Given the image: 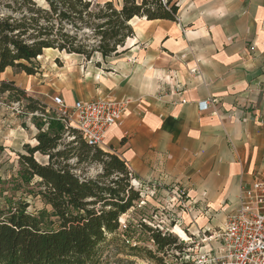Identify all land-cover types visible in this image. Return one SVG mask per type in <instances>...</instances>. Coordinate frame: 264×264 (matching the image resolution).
<instances>
[{"label": "crops", "instance_id": "obj_1", "mask_svg": "<svg viewBox=\"0 0 264 264\" xmlns=\"http://www.w3.org/2000/svg\"><path fill=\"white\" fill-rule=\"evenodd\" d=\"M173 2L174 21L133 18V36L116 56L86 61L57 52L74 65L43 71L42 55L35 76L4 73H16L9 82L47 110L56 100L67 107L127 102L100 150L155 188L144 208L165 206L166 221L190 231L215 229L237 209L244 189L264 181V0ZM208 100L207 109L198 107ZM29 132L36 144L38 130ZM26 136L5 145L22 154Z\"/></svg>", "mask_w": 264, "mask_h": 264}, {"label": "trees", "instance_id": "obj_2", "mask_svg": "<svg viewBox=\"0 0 264 264\" xmlns=\"http://www.w3.org/2000/svg\"><path fill=\"white\" fill-rule=\"evenodd\" d=\"M177 11L173 0H0V74L10 68L35 76L37 59L46 51L86 61L96 54L102 59L116 56L133 36V18L174 21ZM5 94L25 103L27 113L44 114L45 107L13 82L0 83V96ZM34 126L36 145H25L24 154H17L19 171L13 182L21 186L36 179V195L51 212L33 215L23 202L0 206V264H103L101 246L118 233L120 217L140 198L130 184V172L116 155L87 146L76 131L65 143L58 120H50L43 130L35 117ZM35 155L46 161L38 162ZM92 165L99 171L86 177ZM139 227L157 253L177 242L141 221ZM122 238L135 253L138 246ZM145 254L156 257L151 251Z\"/></svg>", "mask_w": 264, "mask_h": 264}, {"label": "built area", "instance_id": "obj_3", "mask_svg": "<svg viewBox=\"0 0 264 264\" xmlns=\"http://www.w3.org/2000/svg\"><path fill=\"white\" fill-rule=\"evenodd\" d=\"M212 103L213 101L208 100L200 103L198 107L205 110ZM13 106L18 113L24 110L21 103H14ZM126 106L127 102L98 99L75 102L73 106L67 107L63 101L56 100L54 108L45 109L44 114H27L31 118L42 119L43 130L47 129L50 120H58L65 137L73 139L68 135L71 131H76L87 146L100 149L106 133L119 123ZM130 184L139 193L140 198L120 217L118 230L123 232L128 229L130 222L127 215L133 209L143 208L146 199L154 196L155 188L134 180L131 173ZM172 200H176L181 209L186 208L181 201V195H174ZM125 215L127 220L123 219ZM156 219L157 215L152 216L149 221L144 217L141 222L162 234H171L178 226L174 224L171 231L164 230L160 225L163 221ZM183 232L187 236L186 239L177 236L176 244L158 252L163 264H264V181H254L241 192L237 209L227 215L223 226L215 229L203 227L194 231L187 227ZM126 243L137 245L129 238ZM149 243V249L156 251L153 241L149 240Z\"/></svg>", "mask_w": 264, "mask_h": 264}, {"label": "rangeland", "instance_id": "obj_4", "mask_svg": "<svg viewBox=\"0 0 264 264\" xmlns=\"http://www.w3.org/2000/svg\"><path fill=\"white\" fill-rule=\"evenodd\" d=\"M99 1V0H98ZM73 58H67L64 54H58L57 52H44L43 56L39 59L40 66L43 67V71L51 68H62L63 66H70L74 62ZM74 65V64H73ZM42 71V72H43ZM16 73L6 72L0 75V83L5 81H13ZM10 100L7 94L0 96V206L4 207L7 204H12L15 202H23L28 204L27 211L33 215L45 212L50 214L51 210L48 206L44 204L41 198L36 195L38 191V181L35 179L28 184H23L19 186V182H13V179L17 177L19 171L18 168V157L17 154L5 145V142L10 141L11 143H16L17 140L27 134L26 141L29 142L30 147H34L36 144L32 141L33 138L30 137L29 128L36 130L34 126V118L27 115L25 110L18 113L14 109V104ZM23 106L25 103H21ZM40 119V118H39ZM42 121V119H40ZM50 122V121H49ZM43 123V121H42ZM17 128H21L24 132H20ZM71 139L66 138L65 143ZM33 145V146H32ZM4 146V147H3ZM21 153L24 154L23 147ZM35 159L43 163L46 158L40 155H35ZM99 171L98 165H92L87 168L85 173L86 177H92ZM163 208L154 209H136L133 214H128V229L123 232L118 230L115 236H111L107 239L104 245L100 248V259L103 264H163V259L160 254L156 251L150 250L151 245L149 243L148 234L142 231L139 227V222L142 218H146L148 221L152 216L157 215V221H163L160 224L164 230L169 229L171 231L174 224H177L176 228L173 229V233L170 235L178 240L177 236H183L185 234L183 231L187 228L185 223H172L167 222L170 217H168L169 210L165 206ZM123 219L127 220L126 215ZM133 219V220H131ZM177 221V220H176ZM175 221V222H176ZM143 224V223H142ZM183 230V231H182ZM133 239V242L137 244L138 249L135 253H132L127 245L123 242V238ZM145 251H153L152 253L156 255L155 259H150L146 256ZM169 258H167L168 260Z\"/></svg>", "mask_w": 264, "mask_h": 264}, {"label": "bare ground", "instance_id": "obj_5", "mask_svg": "<svg viewBox=\"0 0 264 264\" xmlns=\"http://www.w3.org/2000/svg\"><path fill=\"white\" fill-rule=\"evenodd\" d=\"M175 228H176V227H175ZM186 237H187V236H186L185 234H183L182 237L180 236V238H182V239H186Z\"/></svg>", "mask_w": 264, "mask_h": 264}]
</instances>
